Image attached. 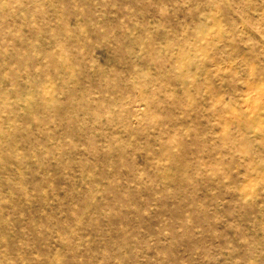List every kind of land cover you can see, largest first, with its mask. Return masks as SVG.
I'll return each instance as SVG.
<instances>
[{
	"label": "rangeland",
	"instance_id": "374dc122",
	"mask_svg": "<svg viewBox=\"0 0 264 264\" xmlns=\"http://www.w3.org/2000/svg\"><path fill=\"white\" fill-rule=\"evenodd\" d=\"M0 264H264V0H0Z\"/></svg>",
	"mask_w": 264,
	"mask_h": 264
}]
</instances>
